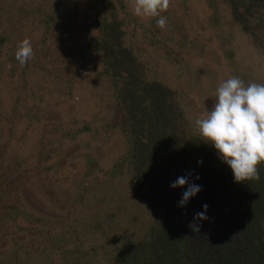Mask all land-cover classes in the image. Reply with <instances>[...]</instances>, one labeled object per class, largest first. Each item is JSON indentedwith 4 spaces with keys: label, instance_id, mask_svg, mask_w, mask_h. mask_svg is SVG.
Listing matches in <instances>:
<instances>
[{
    "label": "rangeland",
    "instance_id": "rangeland-1",
    "mask_svg": "<svg viewBox=\"0 0 264 264\" xmlns=\"http://www.w3.org/2000/svg\"><path fill=\"white\" fill-rule=\"evenodd\" d=\"M112 15L132 30L146 79L174 92L179 135L215 156L195 120L216 88L234 76L264 84V10L248 18L253 39L227 0H169L156 30L159 17H136L132 0H0V264H126L124 251L139 254L167 225L166 199L155 203L151 181H135L120 84L93 51L99 21ZM24 39L34 56L21 66ZM212 215L205 229L228 251L234 215Z\"/></svg>",
    "mask_w": 264,
    "mask_h": 264
},
{
    "label": "trees",
    "instance_id": "trees-1",
    "mask_svg": "<svg viewBox=\"0 0 264 264\" xmlns=\"http://www.w3.org/2000/svg\"><path fill=\"white\" fill-rule=\"evenodd\" d=\"M227 3L233 22L254 39L248 18L260 15L264 0H227ZM256 19L258 26H264L261 18ZM99 23L93 51L105 66L103 76L120 84L116 93L121 111L119 125L133 148L135 181L140 187L142 181L150 180L151 198L157 204L166 199L167 204L163 212L167 225L154 228L152 240L141 244L139 254L126 250L121 257L128 258L126 264H264V163L258 165L259 180L237 183L231 169L202 140H185L180 136L181 114L175 105L174 92L157 80L146 79L137 56L141 49L137 42V49L130 47L135 45L131 42L132 30L127 32L124 23L114 15L109 22ZM258 47L264 52L263 45ZM188 173L192 174L190 183L202 190L186 207L180 208L177 203L187 185L172 189L170 183ZM212 189L218 192L215 199ZM205 204L209 218L218 210L234 215L232 232L225 236L228 251L214 243L213 231L205 229L206 220L197 221L199 230L189 227L194 213L203 211Z\"/></svg>",
    "mask_w": 264,
    "mask_h": 264
},
{
    "label": "clouds",
    "instance_id": "clouds-1",
    "mask_svg": "<svg viewBox=\"0 0 264 264\" xmlns=\"http://www.w3.org/2000/svg\"><path fill=\"white\" fill-rule=\"evenodd\" d=\"M169 7V0H132V14L140 18H155L157 27L164 29L167 18L161 16ZM34 56L32 44L24 39L17 44L15 58L24 66ZM196 129L203 141L215 149L216 155L226 164L234 181L259 180L258 165L264 163V84H249L238 77L225 80L216 88V101L206 114L195 120ZM202 164V161H198ZM191 173L177 177L170 188H187L177 206L186 207L190 199L202 188L190 183ZM196 179H199L197 176ZM208 205L196 212L189 224L197 228V221L208 220ZM199 230V229H198Z\"/></svg>",
    "mask_w": 264,
    "mask_h": 264
},
{
    "label": "crops",
    "instance_id": "crops-1",
    "mask_svg": "<svg viewBox=\"0 0 264 264\" xmlns=\"http://www.w3.org/2000/svg\"><path fill=\"white\" fill-rule=\"evenodd\" d=\"M155 21H153L152 23H150L151 24L150 25V28H149L150 30H156V28H158ZM212 100H214V101H211L210 103H208L209 101L207 102L208 103L207 104L208 105V110H210L214 106V104H215V101H216V96L215 95L213 96V99Z\"/></svg>",
    "mask_w": 264,
    "mask_h": 264
}]
</instances>
